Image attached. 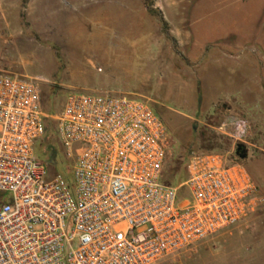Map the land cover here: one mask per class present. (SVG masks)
Masks as SVG:
<instances>
[{
  "label": "built area",
  "instance_id": "built-area-1",
  "mask_svg": "<svg viewBox=\"0 0 264 264\" xmlns=\"http://www.w3.org/2000/svg\"><path fill=\"white\" fill-rule=\"evenodd\" d=\"M46 117L38 82L0 70V264H156L264 203L220 153L190 152L184 181L163 182L165 121L149 100L111 92L73 91L52 116L73 193L36 155ZM233 125L244 142L250 124Z\"/></svg>",
  "mask_w": 264,
  "mask_h": 264
},
{
  "label": "rangeland",
  "instance_id": "rangeland-1",
  "mask_svg": "<svg viewBox=\"0 0 264 264\" xmlns=\"http://www.w3.org/2000/svg\"><path fill=\"white\" fill-rule=\"evenodd\" d=\"M151 2L0 0V70L35 79L47 114L48 130L36 146L37 157L51 173L64 175L74 193L72 161L52 116L70 92H105L100 89L129 74L135 65L130 54L140 48L161 59L137 65L141 75L154 74L162 81L158 94L145 98L168 128L165 181L179 184L186 178L190 152H214L242 163L264 197V128L257 126L263 105L244 102L246 96L238 89L243 77L253 83L254 74L264 72V0H187L188 24L199 17L200 26L215 24L232 31L226 40L208 47L198 63L180 52L167 24H161V14L143 9ZM201 4L200 14L193 16L191 10ZM225 52L237 58L224 67L205 62ZM218 67L224 72L217 73ZM206 74V84L201 83ZM230 116L251 124L244 142L220 132L218 125ZM238 144L248 151L244 159L236 153ZM156 264H264V203L192 249Z\"/></svg>",
  "mask_w": 264,
  "mask_h": 264
},
{
  "label": "crops",
  "instance_id": "crops-1",
  "mask_svg": "<svg viewBox=\"0 0 264 264\" xmlns=\"http://www.w3.org/2000/svg\"><path fill=\"white\" fill-rule=\"evenodd\" d=\"M151 1V7L145 3L143 9L147 11L149 10L151 12L150 8H152L153 11H157L158 14H161L163 20L168 26L170 35L175 38L180 52L183 53V55L190 62H202V57L205 56L208 47L220 44L222 41L226 40L227 36L229 37V35H232V31H229V29L222 30L215 24H210L209 27L206 25H198L199 20H201L199 17H195L194 21L188 24L187 12L184 7L187 0ZM1 5L4 6V2L3 4L1 3ZM201 8L202 4L200 6L196 5L193 10H191L193 16L200 14L199 11ZM235 33H237V31H235ZM130 56L131 57L129 61L135 65L129 74H125V76L114 81V83H111L105 89H100V91L104 90L105 92H113L115 94H126L143 99L149 98L150 93H152V95L158 94L162 81L154 74H149L147 76L141 75L139 71L140 68L137 64L144 62H161V59H159L160 55L153 53L144 54V51L139 48L138 50L133 51ZM234 58H237L236 55L231 53H216L215 55H212L210 58L206 59L205 62H208L210 67H212L211 63L214 62L219 66L224 67ZM219 71H222V73L224 72V70H220L218 67L217 73ZM252 78L254 80L253 83H246L245 79L247 78H242V83H239L238 88L240 90L239 95L246 96V98L242 96V98H244V102L248 101L251 105H255V103L258 101L263 105L261 110L264 111V72H256ZM206 79L207 74L204 75L201 83L203 82L206 84ZM185 86L192 88V84L188 81H186ZM146 96L147 98H145ZM236 119L240 118L237 116H230L225 121L221 122L218 125L220 132L227 135L229 134L231 136L234 128L233 121ZM257 124V126L260 128H264V114L259 116V123Z\"/></svg>",
  "mask_w": 264,
  "mask_h": 264
},
{
  "label": "water",
  "instance_id": "water-1",
  "mask_svg": "<svg viewBox=\"0 0 264 264\" xmlns=\"http://www.w3.org/2000/svg\"><path fill=\"white\" fill-rule=\"evenodd\" d=\"M236 153L239 155L240 158L244 159L248 156V151L244 147L243 144H238Z\"/></svg>",
  "mask_w": 264,
  "mask_h": 264
},
{
  "label": "trees",
  "instance_id": "trees-1",
  "mask_svg": "<svg viewBox=\"0 0 264 264\" xmlns=\"http://www.w3.org/2000/svg\"><path fill=\"white\" fill-rule=\"evenodd\" d=\"M147 5H148L149 7H151L152 4H151V3H148ZM150 10L153 11L152 8H150ZM160 19H161L162 24H163V25H166V22L163 20L162 16L160 17ZM70 93H71V92H70ZM47 130H48V126H47V118H46V131H47ZM187 159H188V158H187ZM186 163H187V161H186ZM186 163H185V171H186ZM184 179H185V178H184ZM184 179H183L182 181H184ZM182 181H181V182H182ZM163 182L168 183V182L165 181V179H164V174H163ZM181 182H180V183H181ZM168 184L175 185V183H168Z\"/></svg>",
  "mask_w": 264,
  "mask_h": 264
}]
</instances>
